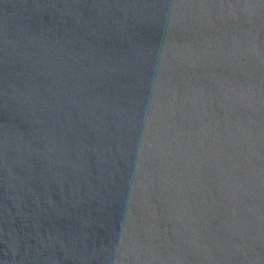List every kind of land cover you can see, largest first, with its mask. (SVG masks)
<instances>
[{
    "label": "water",
    "instance_id": "95a60500",
    "mask_svg": "<svg viewBox=\"0 0 264 264\" xmlns=\"http://www.w3.org/2000/svg\"><path fill=\"white\" fill-rule=\"evenodd\" d=\"M0 264H264V0H0Z\"/></svg>",
    "mask_w": 264,
    "mask_h": 264
}]
</instances>
